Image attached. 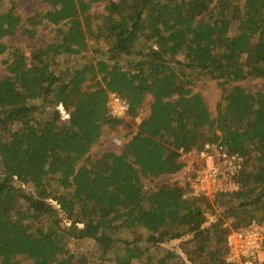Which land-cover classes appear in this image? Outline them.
<instances>
[{"label": "trees", "instance_id": "1", "mask_svg": "<svg viewBox=\"0 0 264 264\" xmlns=\"http://www.w3.org/2000/svg\"><path fill=\"white\" fill-rule=\"evenodd\" d=\"M35 1L45 9L23 19L0 0V264H230L226 221H264V90L235 85L264 80V0H110L102 15L101 0ZM39 28L28 53L4 41ZM200 76L222 90L215 115L193 90ZM108 93L126 119L109 115ZM125 122L120 151L91 158ZM206 143L243 158L238 192L145 187Z\"/></svg>", "mask_w": 264, "mask_h": 264}, {"label": "built area", "instance_id": "2", "mask_svg": "<svg viewBox=\"0 0 264 264\" xmlns=\"http://www.w3.org/2000/svg\"><path fill=\"white\" fill-rule=\"evenodd\" d=\"M106 108L112 118L124 119L127 104L118 94L108 93ZM68 119L64 115V121ZM117 144L120 142L114 140ZM181 159L189 163L179 171L176 183L185 188L188 198L214 199L230 195L240 189L239 175L244 160L229 153L218 143H206L199 152L182 153ZM195 160H191V158ZM226 262L230 264H264V221L253 220L240 229L231 230L226 236Z\"/></svg>", "mask_w": 264, "mask_h": 264}, {"label": "rangeland", "instance_id": "3", "mask_svg": "<svg viewBox=\"0 0 264 264\" xmlns=\"http://www.w3.org/2000/svg\"><path fill=\"white\" fill-rule=\"evenodd\" d=\"M7 1V0H5ZM89 1V0H86ZM107 1L110 0H101L92 3V9L91 14L92 15H102L103 9ZM16 9L17 13L25 19L26 17L34 14V11L36 10H43L45 7L41 5L39 2L35 0H17L16 2ZM47 30L43 28H39V34L35 39H29L25 37L24 35H21L19 32H17L14 36L5 38L4 41L7 44H16L18 45L23 52L28 53L29 48L37 45L41 40H43V37L46 36ZM4 74V67L0 64V78L3 77ZM235 85H239L240 87L246 89V90H253V91H263L264 90V80L262 79H248L245 81H241L238 83H235ZM193 90L195 92H198L207 107L209 108L212 115H215V106L217 102L220 100V97L222 95V90L218 87L216 80H210L206 77L200 76L198 78H195L194 80V86ZM149 100V99H148ZM148 114V107L147 104L145 107L140 111L139 118H144ZM126 119V118H124ZM131 131V126L128 128L127 122L117 126L115 131H110L107 128H104L102 137L100 138V142L98 145L94 146L90 152L91 158H97L104 152H114L118 153L121 149V140L125 136L127 132ZM114 140H118L120 144L116 143ZM191 160H195V158H191ZM184 164L189 163V158L182 160ZM181 177V174L179 172L175 174L170 175H162L156 179L153 180V182H146L145 187L155 189L156 187L160 185H166V184H173L175 183L179 178ZM32 189L26 188V191H31ZM212 200V199H211ZM261 216V213L259 214V218ZM227 226L231 230L240 229L241 227H234L233 221L228 220L226 221ZM128 235V234H127ZM142 245L146 248H149V245L146 244V235L142 236ZM180 246L179 241H172L162 244V247L166 249H177V247ZM67 247L73 251V252H84L86 250H92L93 244L89 241H80V240H69L67 242ZM155 255H158V252L155 253ZM17 264H31L28 260H23L21 257L16 258Z\"/></svg>", "mask_w": 264, "mask_h": 264}]
</instances>
